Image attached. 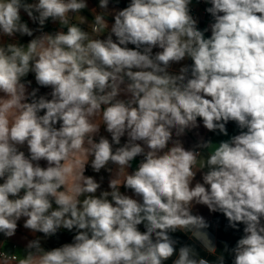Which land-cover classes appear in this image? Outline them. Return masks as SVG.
<instances>
[{"label":"clouds","instance_id":"9594fccd","mask_svg":"<svg viewBox=\"0 0 264 264\" xmlns=\"http://www.w3.org/2000/svg\"><path fill=\"white\" fill-rule=\"evenodd\" d=\"M121 3L0 0V264H264V0Z\"/></svg>","mask_w":264,"mask_h":264},{"label":"crops","instance_id":"0c3cea01","mask_svg":"<svg viewBox=\"0 0 264 264\" xmlns=\"http://www.w3.org/2000/svg\"><path fill=\"white\" fill-rule=\"evenodd\" d=\"M92 2L95 3V0H92ZM126 3H127V0H122V3L120 6L124 7L123 5L126 6ZM25 19H27L26 16H25ZM208 21H209L208 16L202 17V25L201 26H206ZM30 26H32V25H30ZM53 28H54V26L49 24L47 30H52ZM24 39L26 42L27 38H24ZM29 78L32 79L31 76ZM33 86H35V84H33ZM41 91L45 92L47 90L42 89ZM228 131H229V135H232V134H236L237 129L235 128L234 124L231 123L228 125ZM199 132L206 139L211 138L214 142H218L221 139H227V137H223V136H219V135H216L213 133H209L205 129H203L202 127L199 129ZM102 133H103V129H102ZM103 134L107 135V133H103ZM183 139L185 141V146L190 147L193 143L196 142L197 136L194 132H190ZM87 174L93 175V173L91 172V169H89ZM101 174L105 176L103 188H107L108 175H107V173H104V172H102ZM97 178H99V177H97ZM197 179H199V176L197 177ZM121 191H125V190L122 188ZM199 211L201 214H203L205 217H207L213 223V226H214L213 227V234L217 237V240L218 241H226L229 243L230 246H234L235 240L238 238L240 233H234L233 230H230V229L228 231H225V225H226L227 221L225 220V218L221 214H209L208 210L202 206L199 208ZM217 221H219L218 226H217ZM22 234L23 233L18 234L17 238L10 242L9 247H13L15 245L22 246V241L20 239V236ZM70 240H71V234H64L61 236L60 242L61 243L62 242H70Z\"/></svg>","mask_w":264,"mask_h":264},{"label":"built area","instance_id":"2783aa9c","mask_svg":"<svg viewBox=\"0 0 264 264\" xmlns=\"http://www.w3.org/2000/svg\"><path fill=\"white\" fill-rule=\"evenodd\" d=\"M204 5H199V6H195L194 5V10H195V12H196V14H198V15H200L201 17H206L207 15L206 14H204V11H203V9H204ZM229 124H231V123H229ZM235 126V125H234Z\"/></svg>","mask_w":264,"mask_h":264},{"label":"trees","instance_id":"16d2710c","mask_svg":"<svg viewBox=\"0 0 264 264\" xmlns=\"http://www.w3.org/2000/svg\"><path fill=\"white\" fill-rule=\"evenodd\" d=\"M123 5V4H122ZM123 6H125V5H123Z\"/></svg>","mask_w":264,"mask_h":264}]
</instances>
